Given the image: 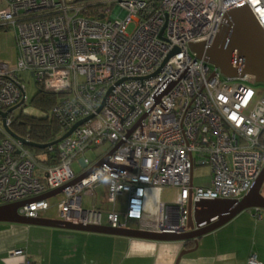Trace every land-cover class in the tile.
<instances>
[{
    "label": "built area",
    "instance_id": "2783aa9c",
    "mask_svg": "<svg viewBox=\"0 0 264 264\" xmlns=\"http://www.w3.org/2000/svg\"><path fill=\"white\" fill-rule=\"evenodd\" d=\"M243 2L264 29V0H0V28H12L15 38L14 62L0 60V110L26 101L29 74L36 86L62 95L49 112L61 135L88 118L44 164L0 117V205L32 199L18 213L39 217L50 207L39 196L105 156L58 193L59 219L113 228L146 220L151 227L139 228L180 233L189 201L242 198L264 167V92L250 75L225 77L188 42L210 45L224 12ZM11 116L4 121L9 128ZM103 144V154L85 157ZM196 162L209 165V187L193 186ZM100 186L104 204H83ZM163 187L175 189L171 201L159 200ZM247 264H259L255 254Z\"/></svg>",
    "mask_w": 264,
    "mask_h": 264
},
{
    "label": "crops",
    "instance_id": "0c3cea01",
    "mask_svg": "<svg viewBox=\"0 0 264 264\" xmlns=\"http://www.w3.org/2000/svg\"><path fill=\"white\" fill-rule=\"evenodd\" d=\"M103 197L104 189L95 199L88 198L87 205H102ZM47 210L39 217L59 219L57 213L55 217L47 215ZM253 213L255 209L244 210L199 237L197 247L183 254L177 264H247L251 254L264 264V209H260L259 219ZM135 222L142 228L151 227L146 220ZM17 248L25 253L12 256L10 251ZM183 249H189L183 241H153L0 221V264H21L26 258L36 264H176Z\"/></svg>",
    "mask_w": 264,
    "mask_h": 264
},
{
    "label": "water",
    "instance_id": "95a60500",
    "mask_svg": "<svg viewBox=\"0 0 264 264\" xmlns=\"http://www.w3.org/2000/svg\"><path fill=\"white\" fill-rule=\"evenodd\" d=\"M205 41L192 43L188 42L190 49L196 54L197 58H202L227 78H242L245 75L253 77L254 82L264 83V29L258 22L251 7L246 2L238 4L227 9L220 21L214 39L210 45ZM174 53L170 52L164 62ZM101 103L100 108L102 107ZM20 104L9 108L6 111L0 110V117L5 130L13 138L22 141L25 145L43 149L59 143L67 137L83 120L75 123L67 132L57 137L51 142L39 144L27 141L13 132L9 127L5 126L4 121L8 113L18 108ZM97 110V111H98ZM134 128V127H133ZM132 128V129H133ZM129 130L128 134L132 131ZM127 134V135H128ZM120 145L117 144L111 151ZM110 151V152H111ZM109 152V153H110ZM106 156L99 162L94 164L87 172L72 179L68 183L59 188L50 190L40 198H49L63 191L76 181L88 174L89 171L104 163ZM193 171V170H192ZM192 174V173H191ZM192 180V175H191ZM264 182V167L256 178L250 189L238 199H214L200 200L193 205L188 203L187 230L184 232H163L152 231L142 228H113L105 225H82L61 219H49L42 217H27L18 213V207L28 203L32 199L21 200L13 203L0 205V221L48 225L53 227L82 230L88 232H98L113 235L126 236L129 238L147 239L153 241H187L192 240L194 247L183 249L176 260V264L183 254L193 251L197 247L198 238L209 233L234 218L237 214L244 210L260 208L264 209V196L261 194V187Z\"/></svg>",
    "mask_w": 264,
    "mask_h": 264
},
{
    "label": "rangeland",
    "instance_id": "374dc122",
    "mask_svg": "<svg viewBox=\"0 0 264 264\" xmlns=\"http://www.w3.org/2000/svg\"><path fill=\"white\" fill-rule=\"evenodd\" d=\"M1 6V4H0ZM134 28V24L130 23L127 26V32L130 33ZM15 59V38H14V31L12 28L7 29V30H0V60L1 61H6V62H14ZM26 101L18 108L14 109L11 112V115L13 117L19 115V114H25L29 116H36V117H42L45 114L38 109L34 108L31 105V99L35 92L37 91V86L33 83L31 77L29 74L26 76ZM252 86L259 92H264V83L261 82H254ZM62 96L58 95L57 100H60ZM61 134L58 135V137ZM107 146L106 145H100L97 147H94L93 149L87 150L84 155L87 157L89 160H94L96 157L99 155L103 154L106 150ZM73 170L78 173L80 170L78 161L75 160L72 164ZM210 181H211V174H210V167L208 164H203L196 162L193 167L192 171V184L194 187L201 186V187H209L210 186ZM103 187L100 186L97 189V192H102ZM175 189L172 187H163L159 191V200H163L165 202L171 201L174 196H175ZM261 194L264 196V182L261 187ZM61 194H56L52 197L48 198L50 207L47 210V215L55 217L57 213L58 217V211L56 209V203L61 199ZM119 205H123V200L120 198L118 200ZM83 204L87 205L89 203V199L84 197L82 198ZM42 212L41 214H43ZM40 214V215H41ZM105 220V215L103 216V221ZM127 226L131 228H139L140 225L132 220H129L127 222Z\"/></svg>",
    "mask_w": 264,
    "mask_h": 264
},
{
    "label": "trees",
    "instance_id": "16d2710c",
    "mask_svg": "<svg viewBox=\"0 0 264 264\" xmlns=\"http://www.w3.org/2000/svg\"><path fill=\"white\" fill-rule=\"evenodd\" d=\"M0 30H7L5 28H0ZM37 91L31 99V105L43 112L45 115L42 117L29 116L25 114H19L12 117V122L10 128L17 135L25 136L27 135L30 141L44 144L53 141L60 134V124L55 120V118L49 115V112L53 105L58 101L57 96L61 94H55L44 90L42 87L37 86ZM34 153L39 157L44 164H51L54 162L57 156V144L45 147L43 149L31 148ZM42 156V157H41ZM185 247H192L194 242L192 240H187L184 242Z\"/></svg>",
    "mask_w": 264,
    "mask_h": 264
}]
</instances>
